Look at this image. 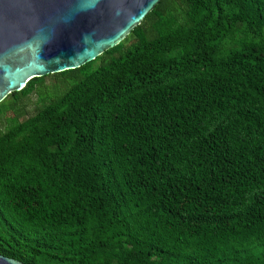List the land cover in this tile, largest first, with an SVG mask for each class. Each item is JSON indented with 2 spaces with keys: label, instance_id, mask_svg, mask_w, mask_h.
Returning a JSON list of instances; mask_svg holds the SVG:
<instances>
[{
  "label": "trees",
  "instance_id": "obj_1",
  "mask_svg": "<svg viewBox=\"0 0 264 264\" xmlns=\"http://www.w3.org/2000/svg\"><path fill=\"white\" fill-rule=\"evenodd\" d=\"M48 76L0 103V255L264 264V0H161Z\"/></svg>",
  "mask_w": 264,
  "mask_h": 264
},
{
  "label": "water",
  "instance_id": "obj_2",
  "mask_svg": "<svg viewBox=\"0 0 264 264\" xmlns=\"http://www.w3.org/2000/svg\"><path fill=\"white\" fill-rule=\"evenodd\" d=\"M161 0H0V103L120 44ZM0 264H23L0 255Z\"/></svg>",
  "mask_w": 264,
  "mask_h": 264
},
{
  "label": "rangeland",
  "instance_id": "obj_3",
  "mask_svg": "<svg viewBox=\"0 0 264 264\" xmlns=\"http://www.w3.org/2000/svg\"><path fill=\"white\" fill-rule=\"evenodd\" d=\"M236 37H244L243 34L241 33H237L235 35ZM43 78H35L34 80H32L34 83H40L42 81ZM53 84H57V82H55V80L50 76L46 77L45 80L43 81V85H46V86H51ZM59 85V84H58ZM41 105V103H39L38 101V98L33 95L28 103V112L29 114H32L34 112V108L35 106H39Z\"/></svg>",
  "mask_w": 264,
  "mask_h": 264
}]
</instances>
